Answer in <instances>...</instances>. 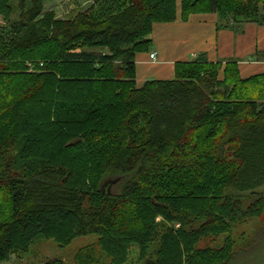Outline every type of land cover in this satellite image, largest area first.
Returning <instances> with one entry per match:
<instances>
[{
  "label": "trees",
  "instance_id": "trees-1",
  "mask_svg": "<svg viewBox=\"0 0 264 264\" xmlns=\"http://www.w3.org/2000/svg\"><path fill=\"white\" fill-rule=\"evenodd\" d=\"M179 9L264 25V0H93L67 19L0 0V264L41 235L98 236L96 264L133 246L145 264H229L232 238L201 245L264 216V74L199 56L137 86V56ZM107 173L127 175L115 193Z\"/></svg>",
  "mask_w": 264,
  "mask_h": 264
},
{
  "label": "crops",
  "instance_id": "crops-1",
  "mask_svg": "<svg viewBox=\"0 0 264 264\" xmlns=\"http://www.w3.org/2000/svg\"><path fill=\"white\" fill-rule=\"evenodd\" d=\"M218 22L214 13L192 15L183 21L179 9L176 22L155 24L153 49L137 56V86L149 80L174 79L177 63L195 61L199 56L209 63H220L223 69L235 63L244 79L264 74V25L241 23V31L234 32L232 27L220 28Z\"/></svg>",
  "mask_w": 264,
  "mask_h": 264
},
{
  "label": "rangeland",
  "instance_id": "rangeland-1",
  "mask_svg": "<svg viewBox=\"0 0 264 264\" xmlns=\"http://www.w3.org/2000/svg\"><path fill=\"white\" fill-rule=\"evenodd\" d=\"M92 2L93 0H45L44 11L54 12L58 19H67L91 5ZM236 19L220 20L218 24L221 28L224 22L230 23L234 32H240L243 20L242 17H236ZM3 24L5 23L0 17V25ZM116 178L121 179L118 181ZM126 178L127 175L107 173L103 175L100 182H104L106 190L115 193L121 188ZM263 191L264 188L260 190V192ZM242 198L248 206L253 195L245 193ZM175 227L179 228L180 225ZM227 238H232L234 241L233 256L229 264H264V216H250L242 222L232 224L229 231L214 239H208L201 246L218 249L224 246ZM139 255V248L133 246L127 264H145V260H141ZM92 256L95 258L94 262L88 259ZM98 258L103 260L99 237L96 235L77 237L69 242H62L57 237L49 238L41 235L33 242L29 253L23 256L12 255L4 264H44L52 260L59 261L60 264H96ZM107 263L110 261L107 260Z\"/></svg>",
  "mask_w": 264,
  "mask_h": 264
},
{
  "label": "water",
  "instance_id": "water-1",
  "mask_svg": "<svg viewBox=\"0 0 264 264\" xmlns=\"http://www.w3.org/2000/svg\"><path fill=\"white\" fill-rule=\"evenodd\" d=\"M120 179H121V178H120ZM120 179H119V180H120ZM116 180H118V179L116 178ZM119 180H118V181H119ZM118 181H117V182H118ZM106 187H107V186H106ZM100 189H101L103 192L111 193L109 190H106V189H105L104 182H100Z\"/></svg>",
  "mask_w": 264,
  "mask_h": 264
},
{
  "label": "built area",
  "instance_id": "built-area-1",
  "mask_svg": "<svg viewBox=\"0 0 264 264\" xmlns=\"http://www.w3.org/2000/svg\"><path fill=\"white\" fill-rule=\"evenodd\" d=\"M150 57H151V59H152L153 61L156 60V54H155V53H152V54L150 55Z\"/></svg>",
  "mask_w": 264,
  "mask_h": 264
}]
</instances>
